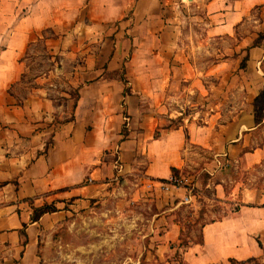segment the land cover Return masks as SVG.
Masks as SVG:
<instances>
[{"label": "crops", "instance_id": "1", "mask_svg": "<svg viewBox=\"0 0 264 264\" xmlns=\"http://www.w3.org/2000/svg\"><path fill=\"white\" fill-rule=\"evenodd\" d=\"M101 1L89 0L92 11H97ZM83 2L0 0V66L8 68L0 72V264H35L40 234L48 221L68 212L78 200L101 195L107 176L132 173L145 162L143 170L148 177L168 179L173 166L181 171L192 160L197 161L191 157L188 141L213 153L209 169L222 155L241 159L247 166L264 157V139L252 150L242 149L261 125L256 123L254 104L245 119L241 115L230 121L222 133L213 123L169 125L170 118L164 115L166 87L172 78L194 75L193 65L178 60L182 32L177 22L183 8H203L208 18L206 36L223 37L232 35L253 8L264 6V0H115L122 13L130 5L132 8L127 19L132 24L131 37H125L133 42L126 61L129 80L107 75L111 61L95 64L97 57L85 56L74 65V73L93 75L79 81L71 116L54 123L55 99L44 95L41 85L23 97L10 91L16 84L11 66L17 54L27 51L32 33H44L58 20L60 9L69 13ZM261 31L264 33V28ZM125 47L124 43L115 48L111 59L125 54ZM100 51H105L104 45ZM245 51L250 58L259 53L257 63L264 59V44ZM156 130L161 131L157 137ZM48 137L52 139L49 143ZM214 177L206 182L213 186L214 199L227 205L234 202L236 207L201 223L202 240L182 247L178 263L264 264V192L255 199L258 192L241 181L236 180L228 190L226 178ZM180 188L178 203L187 195L193 198L183 190L187 186ZM193 199L197 207L196 197ZM44 203L57 209L34 219L35 207ZM166 222L159 250L172 257L183 224L173 218ZM231 258L237 261L233 263Z\"/></svg>", "mask_w": 264, "mask_h": 264}, {"label": "rangeland", "instance_id": "2", "mask_svg": "<svg viewBox=\"0 0 264 264\" xmlns=\"http://www.w3.org/2000/svg\"><path fill=\"white\" fill-rule=\"evenodd\" d=\"M119 6L115 0H103L94 12L89 0H84L69 13L60 9L58 20H54L44 33H32L27 51L13 59L11 69L16 75V84L10 91L23 97L41 85L44 95L48 93L55 99L52 119L57 123L71 116L79 81L93 75V72L74 73V65L83 62L85 56L97 57L95 64L111 61L105 70L107 75L129 80L126 61L132 54L133 42L125 37H131L132 24L127 19L132 16V8L130 5L122 13ZM181 15L182 19L177 22L182 32L178 60L193 65L194 75L188 79L181 75L172 78L166 87L167 111L164 115L170 118L169 125L213 123L214 129L222 133L230 121L241 115L246 118L254 97L264 88V59L257 63L259 53H254L256 56L249 57L246 66L240 67L247 54L246 45L254 42L253 36L261 34L258 40L260 45L264 44L261 31L264 6L253 8L232 35L223 37L206 36L208 18L203 8L184 7ZM124 43L126 53L111 59L115 48ZM103 45L105 51H100ZM217 62L219 64L215 65ZM4 69L8 68L0 66V72ZM248 139L250 141L242 147L244 150H252L262 143L264 123L253 130ZM50 140L48 137L47 143ZM188 146L192 159L197 161L192 160L176 175L183 179L181 184L188 186L183 190L196 197L197 207L194 199L186 201V196L178 203L181 198L176 192L182 186L148 177L143 170L145 162H142L132 173L121 171L107 176L106 190L101 195L78 200L68 212L51 218L40 234L35 264H170L169 261L179 264L183 247L180 242L200 241L201 223L222 217L236 207L234 202L227 205L214 199L213 186L206 185L210 177L226 178L228 190L239 180L243 186L258 192L255 199L264 192V157L247 166L241 159L222 155L209 169L213 153L190 141ZM172 218L180 220L183 227L180 240L175 243L177 252L169 257L161 254L159 247L166 220Z\"/></svg>", "mask_w": 264, "mask_h": 264}, {"label": "trees", "instance_id": "3", "mask_svg": "<svg viewBox=\"0 0 264 264\" xmlns=\"http://www.w3.org/2000/svg\"><path fill=\"white\" fill-rule=\"evenodd\" d=\"M264 33H262L263 35ZM259 36H261V34H259ZM259 36L255 38L253 44L247 46L246 48L249 49L252 46H257L260 45L259 43ZM250 55L249 52H247V54L243 57V59L241 60V64L240 67H245L246 66V61L249 59ZM260 101V104H258V102ZM254 108L256 109V111L258 112L257 115L255 116V120L256 123H264V88L261 90L260 93H258L255 98H254ZM161 134L160 130H156L155 132V136H159ZM172 170L174 172V174H176V172L179 171V168L173 166ZM166 179V178H164ZM57 206L54 204H50V203H44L40 206H36L34 209V214H33V218L34 219H38L42 213L46 212V211H53L56 210ZM202 240V239H201ZM188 245V241L186 242H180V246L186 247ZM231 261L233 263H235L237 260L235 258H231Z\"/></svg>", "mask_w": 264, "mask_h": 264}, {"label": "built area", "instance_id": "4", "mask_svg": "<svg viewBox=\"0 0 264 264\" xmlns=\"http://www.w3.org/2000/svg\"><path fill=\"white\" fill-rule=\"evenodd\" d=\"M164 180L175 186H186L185 184H181L183 182V179L176 174H173L170 178ZM185 200L190 201L191 197L187 195Z\"/></svg>", "mask_w": 264, "mask_h": 264}]
</instances>
